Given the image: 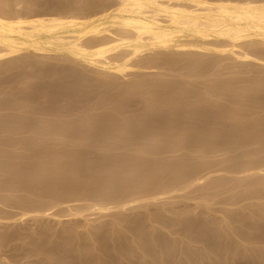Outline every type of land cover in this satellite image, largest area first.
I'll list each match as a JSON object with an SVG mask.
<instances>
[{
  "label": "bare ground",
  "instance_id": "obj_1",
  "mask_svg": "<svg viewBox=\"0 0 264 264\" xmlns=\"http://www.w3.org/2000/svg\"><path fill=\"white\" fill-rule=\"evenodd\" d=\"M79 1L81 4L77 5ZM59 2L62 1L52 5L53 11L51 8L49 13H41L35 12V8L46 5L48 0H0V74L8 73L0 78V94H4L0 98V110L18 111L6 119L0 117V224L5 228L4 221L7 227L19 221L13 225L21 227L24 221L38 222L42 216L58 218L61 213L50 211L61 204H66L71 216L82 217L87 210L108 216L109 211L118 212H112L116 216L109 226L103 225L102 235L92 232L101 225L89 226L86 239L92 242L90 246L84 243L76 225L53 234L49 225L43 227L42 223L41 227L35 226L36 237L31 236L33 231L20 232L21 235L17 229V234L16 230L13 233L6 230L0 246L9 245L7 250H12L17 246L13 241L29 237L32 248L27 257H34H30L32 264H113L136 249L141 250V264H167L174 260V251L170 253L175 243L155 224L187 238L188 232L196 228L206 232L207 227L206 230L204 225L180 228L178 224L189 220L188 216L181 222L169 219L165 212L169 213L171 208L151 211L150 205L158 204L169 193L182 191L183 194V190L189 191L194 185V188L199 185L197 191H215L233 180L226 182L231 177L229 174H244L246 178L240 176L244 180L254 175L252 184H264L261 179L264 158L260 155L264 153V117L260 118L264 112V0H67L58 6ZM20 3L26 11L16 9ZM48 59L61 65L49 63ZM228 59L232 62H226ZM246 65H258L260 76L249 82L245 80L246 86L235 88V93L229 90L231 81L225 84L226 79L224 84L230 93L227 87H222V80L221 84L209 83L212 76H220L225 69L239 73L244 66L250 71ZM192 76L205 80L199 91L185 88ZM31 79L42 82L51 79L53 84L45 87L36 81L40 84L17 85H25ZM51 91L52 97L60 95L70 100L69 104L81 97L80 101L93 105L94 110L107 105L115 113L60 121V117L53 121V115L54 119L50 120L49 108L32 107L30 103H37L40 96ZM92 93L97 97L90 104ZM220 94L223 103L218 101ZM46 100L49 101L47 97ZM224 101L231 105L225 106ZM133 102L142 105L138 114L130 112L135 109ZM237 103L241 106L251 103L249 111L244 106L245 109H236ZM252 104L260 107L258 110L262 108L261 113L255 106L251 108ZM129 106L133 110H127ZM253 111L258 112L256 119ZM220 144L224 145L223 149L246 146L249 151L252 147L243 156L260 155L259 160L242 159L244 163L239 160L233 166L217 168L221 165L217 159L220 164L217 162L215 168L216 162L212 165L202 158L209 153L211 156ZM254 144L261 146L255 149ZM179 151L183 155L187 152L186 156L197 152L201 160L198 161L200 156L193 162L161 159ZM210 173L218 174V178L208 180L214 176ZM225 174L229 176L223 180ZM252 184L245 185L258 188ZM259 188L263 190L264 186ZM200 196L204 198L203 194ZM82 201L87 202L85 206H74ZM132 207L148 211L140 216L137 212L134 217L121 214ZM117 225L122 230L115 229ZM148 225L150 230H146ZM257 234L248 239L262 242L263 234ZM86 248L95 250L96 254L85 255L82 251ZM2 249L0 255L7 252ZM5 254L0 262L9 257Z\"/></svg>",
  "mask_w": 264,
  "mask_h": 264
},
{
  "label": "rangeland",
  "instance_id": "obj_2",
  "mask_svg": "<svg viewBox=\"0 0 264 264\" xmlns=\"http://www.w3.org/2000/svg\"><path fill=\"white\" fill-rule=\"evenodd\" d=\"M56 1V2H55ZM57 1H62V2H59L58 3V6H60L59 4H61V3H63V2H66V1H64V0H48V3H46V5H43V6H41L40 5V7L38 6V7H36L35 8V12H41V13H49L50 11H51V8L53 7L52 5H54V6H56L57 4ZM75 2H77V0H74ZM82 1V0H81ZM54 2V3H53ZM78 4L77 5H79V4H81L80 3V1L79 2H77ZM50 4H51V6H50ZM47 5H49L50 6V9H49V6L48 7H46ZM76 5V7H79V6H77ZM23 5H22V3H20L19 5H18V7L16 8L17 10H19V11H21V12H23V11H26L23 7H22ZM46 7V8H45ZM82 8H84V7H82ZM66 10V9H65ZM69 10H71V9H69ZM52 11H53V8H52ZM49 60V59H48ZM47 60V61H48ZM50 61H51V63H52V61H53V64L54 63H56L57 65H61V62H56V61H54V60H49L48 62L50 63ZM226 62H232V61H230L229 59L228 60H226ZM62 64H64V63H62ZM256 65V64H255ZM259 65V64H258ZM248 66V65H246V66H248V67H246V69L248 68V69H250V73L247 71V70H245V68H244V66H243V68H242V66H241V68H240V70L241 71H243V70H245V71H247V74L245 73V71L244 72H241L239 69V73L237 72V71H235L234 69H233V71H235V72H230V71H228L227 69H225L222 73L223 74H221L220 76L218 75V76H212V78H211V80H209V83H219V84H221L220 82H222L223 81V86L222 87H224L225 86V84H228V82L229 81H231V82H229V83H231V84H229V86H230V89L228 88V85H226L225 87H227V88H225V89H227L226 91H227V93H230V91H228V89L229 90H231V92H233V93H235L237 90H240L241 88H243V86H246L245 84L247 83V81H245V80H248V82L249 81H251V80H253L254 78L253 77H255V78H259V76H258V74H257V72H259L260 71V67L259 66ZM261 66V65H260ZM262 68V67H261ZM259 71H258V70ZM237 70V69H236ZM188 71V70H187ZM225 72V73H224ZM229 74H228V73ZM240 72L242 73V74H240ZM256 73V74H255ZM6 74H8L7 72H6ZM5 73L3 74H0V78H2V77H4L5 75H6ZM225 74V75H224ZM240 75V76H239ZM235 76V77H234ZM257 76V77H256ZM222 77V78H221ZM226 77V78H225ZM196 78V77H195ZM195 78H193V76H192V80L191 79H188V80H190L189 82H190V84H192V85H190L189 83H186L188 86H185V88H187V89H189V88H192V89H197V90H195V91H199L198 90V88H201L202 87V84L203 83H205L204 81V79H202V78H196V80H194ZM216 78V79H215ZM224 78V79H223ZM228 78V79H227ZM251 78V79H250ZM253 78V79H252ZM174 79H176V77L174 78ZM219 79V80H218ZM226 79V81L225 82H227V83H225L224 82V80ZM232 79V80H231ZM240 79V80H239ZM37 82H40L43 86H45V87H49L50 85L52 86V84H53V81H51V79H47V80H43V82H42V80L41 81H39L38 79H35ZM49 80V82H47ZM176 80H178V79H176ZM203 80V81H202ZM213 80V81H212ZM215 80V81H214ZM222 80V81H221ZM228 80V81H227ZM238 80V81H237ZM245 81V83H244V81ZM36 81H34V79H31L30 81H26L25 82V85H24V83L22 84V83H20V84H17V85H19V87H21L22 85L23 86H26V84H27V86L28 85H30V84H32L33 83V85H39L38 83H36ZM45 81V82H44ZM197 81V82H196ZM35 82V83H34ZM55 82V81H54ZM195 82V83H194ZM237 82V83H236ZM206 83H208V82H206ZM225 83V84H224ZM240 83V84H239ZM194 84V85H193ZM196 84H198V85H196ZM233 84H234V86H233ZM236 84V85H235ZM200 85V86H199ZM191 86V87H190ZM194 86H196V88L194 87ZM222 87H220V88H222ZM93 88H95V87H92V89ZM224 88H223V90H224ZM237 90H236V89ZM91 89V90H92ZM93 90H95V89H93ZM220 90V89H219ZM223 90H220L221 91V93H223L224 91ZM234 90V91H233ZM226 91L224 92V93H226ZM224 93H223V95H224ZM226 93V94H227ZM52 94H53V92L51 91L50 92V94L48 93V94H44V96H40L38 99H37V103H35V102H32V103H30L31 104V106L32 107H35L36 105L39 107H41V108H44V110L45 109H47V108H49V110H50V114L47 116V117H50V120H52V119H54L53 121H56V120H58V118H59V121L60 120H63V118H64V120H70V119H72V120H75V119H77V117L78 118H80V116L81 117H84V116H89L90 117V115H91V117L93 116V114L94 115H102V114H107V113H115V112H113L112 110H111V108H109L107 105L106 106H102L101 107V109H100V107H98L99 109H96V110H94L95 109V107H93V105H89L87 102L86 103H84L83 101H80L81 100V97H79V98H75L74 99V101L72 102V104H69L70 103V100H68V99H66V98H61V96L59 97V96H53L52 97ZM93 94V93H92ZM96 93H94L93 94V96H91L92 98V100H91V103L90 104H92L96 99H95V97H97V94L95 95ZM4 94H0V98L2 99L4 96H3ZM51 95V96H50ZM222 94H220V96H218L219 98H218V101H220L221 102V100H222V103H223V99H224V97H222L221 96ZM235 96V95H234ZM46 97L49 99V101L48 100H46ZM49 97H52V103L50 102V98ZM220 97L221 98H223V99H220ZM231 97H232V95H231ZM236 97V99H239L237 96H235ZM57 98V99H56ZM93 98L95 99V100H93ZM232 98H234V97H232ZM39 99H40V101H39ZM56 100V101H55ZM76 100V101H75ZM39 101V102H38ZM59 101V102H58ZM61 101V102H60ZM78 102V103H77ZM83 104H82V103ZM226 101H224V103H225ZM49 103H51V104H49ZM54 103V104H53ZM134 103V102H133ZM33 104V105H32ZM39 104V105H38ZM251 104V103H250ZM250 104H247L246 106H244V105H242L241 106V104L239 105V103H237V104H235L234 105V107L236 108V109H240V108H243V109H245L244 107H246V109L245 110H247L248 109V105H250ZM81 105V106H80ZM135 105V106H134ZM134 105L132 106V108L134 109H132L130 106V108L129 109H127V110H133V112L132 111H130L131 112V114H138L139 112H140V109L141 108H139V107H141L142 105H141V103H139V104H135L134 103ZM141 105V106H140ZM225 105V104H224ZM229 105H231L230 103H228L227 104V102H226V105L225 106H229ZM36 106V107H37ZM68 106V107H67ZM244 106V107H243ZM255 106V105H254ZM253 106V104H252V107L251 108H253L254 107ZM27 107V106H26ZM47 107V108H46ZM62 107V108H61ZM90 107V108H89ZM104 107V108H103ZM108 107V109H105V108H107ZM139 109H138V108ZM256 107V108H255ZM254 108L257 110V111H260L261 109H259L258 110V108H260V107H258L257 108V106H255ZM54 108V109H53ZM67 108H69L70 109V111H67ZM85 110H87V111H84V109ZM97 108V107H96ZM90 109H92V110H90ZM250 109V108H249ZM3 110V109H2ZM90 110V111H89ZM253 110V109H252ZM5 110H3V111H1L0 110V113H2V114H0V117H2V115H3V117H2V119H6V118H8L11 114H16V111L15 110H6L5 112H4ZM14 111H15V113H14ZM67 111V112H66ZM83 111V112H82ZM89 111V112H88ZM247 111H249V110H247ZM250 111H251V109H250ZM12 112V113H11ZM70 113V115H67V114H69ZM72 112H73V114H72ZM104 112V113H103ZM107 112V113H106ZM130 112H128V114H130ZM17 113H18V111H17ZM51 113H53L52 114V116H50L51 115ZM247 113V112H246ZM251 113H252V111L249 113L250 114V116H251ZM260 113H261V111H260ZM6 116H5V115ZM58 114V115H57ZM8 115V116H7ZM53 115H54V118H53ZM60 115V116H59ZM98 115L97 116H95L94 118H99L98 117ZM100 115V116H101ZM255 115H258V112H256L255 113V111H253V116H255ZM261 116H262V118L264 117V112H263V115L262 114H260V118H261ZM6 117V118H5ZM62 117V118H61ZM258 117H259V115H258ZM52 118V119H51ZM252 118V117H251ZM257 118V116H255V119ZM1 119V118H0ZM48 119V118H47ZM253 119H254V117H253ZM255 145H257V144H254V145H252V146H254L253 148H255V149H257L259 146H261V144L259 145H257V146H255ZM221 146H224V145H222V144H220V146H217V148L215 149V151H217V153H215V151H214V155L211 153V156H209L210 155V153L208 154V157H207V155H205L206 156V158H202V159H204L205 160V162H207V163H209L210 164V161H211V164L213 165L215 162V164H217V165H213V166H215V168L220 164L219 162H221V165H219V167H217V168H226V166H228V165H232V164H236V163H240L239 162V160L241 161L242 159H245V161L244 162H246V161H248V160H250V159H255V160H259V157H257V156H260L261 155V157L262 158H264L263 156H264V153H262V154H260V155H257V156H254L255 158H253V157H249V156H247L246 157V155L245 156H243V154L244 153H246V146H244L243 148H242V146L240 147V146H238L239 148H240V150H241V148H242V150L240 151L239 150V148H237V147H234V148H237L238 149V151H237V149H235L234 150V148L231 146V149L229 148V147H225V149H223ZM221 149V150H219V148ZM248 147H251V146H248ZM226 148H228V150H229V153L227 152L228 150L226 149ZM232 148H233V150H232ZM243 149H245V150H243ZM251 150H253L252 149V147L250 148V150L249 151H251ZM121 151V150H120ZM120 151H118V152H120ZM220 151V152H219ZM224 151V152H223ZM230 151H232V152H230ZM234 151V152H233ZM244 151V152H243ZM248 150H247V152H249ZM255 151H257V150H255ZM121 152H125V150H123V151H121ZM127 152V151H126ZM226 152V153H225ZM242 152V153H241ZM127 153H131V151H128ZM177 153H180V154H182V156H181V158H180V154H178V156H177ZM175 152V153H173V154H175V155H173L172 153H170V155L169 154H167V155H164L165 157H161V159H163V160H167V161H176V160H182V159H190L189 161H191V162H193V161H197V159H198V156H200L199 157V160L198 161H200L201 159V155H199V154H194V152H193V154H189L188 156H186L187 154V152H185V155H183V151L181 152V151H179V152ZM169 155V156H168ZM172 155V156H171ZM195 156L194 158H193V156ZM197 155V156H196ZM213 155V156H212ZM242 155V156H241ZM168 156V157H167ZM186 156V157H185ZM174 157H175V159H174ZM178 157V158H177ZM190 157V158H189ZM197 157V158H196ZM202 157H204V156H202ZM243 157V158H242ZM192 158V159H191ZM208 158V159H207ZM230 158V159H229ZM250 158V159H249ZM262 158H260L261 160H262ZM210 159V160H209ZM219 160V162H218V160ZM247 159V160H246ZM235 160V161H234ZM237 161V162H236ZM219 164H218V163ZM224 162V163H223ZM243 162V160H242V163H244ZM227 163V164H226ZM224 164H225V166H224ZM220 166H222V167H220ZM229 166V167H230ZM233 166V165H232ZM213 169H214V167H212ZM263 168H264V166H263ZM213 169H211V171L213 170ZM216 170V169H215ZM211 175H214V176H212L211 177V179H208V180H212L213 179V177H214V179H216V178H218V177H216V175H218V174H214V173H210ZM257 174H261V172H258ZM257 174H255V177H257L258 178V176H259V178H260V175H257ZM263 174V173H262ZM261 174V176H262V178L261 179H263L264 180V176ZM225 175H227V174H225ZM224 175V176H225ZM231 176V177H229V178H227L228 176ZM229 175H227L226 177H224L223 176V178H225V179H223V180H226V178H227V180H226V182H228L229 183V179H230V181H231V179H233L229 184H226V182L225 183H223L222 185H224V184H226V185H224L223 187L221 186V188L220 187H218V188H216L215 189V191H213V189L211 190V189H206V190H202L201 189V191H197L198 190V186L196 185V187L194 188V186H191L192 188L191 189H189V191L187 190V189H185V190H183V194H182V191H181V193H180V191H177V192H175L176 194H174L173 192V194L172 193H169V194H167L166 195V197L165 198H162V200L160 199V201H157V203L158 204H154V205H150L149 206V208L151 209V211H153V210H156L157 208V210H161V211H164V209L165 208H168L169 207V209L171 208V210L169 211V213L168 212H165V216L167 217V218H169V219H179L180 220V222L182 221V218H186V216H188V218H190L189 220L187 219V220H183L180 224H178L179 226L178 227H180V228H182V227H189V228H194V227H196V226H199V227H201V226H203L204 225V229L206 230V227H207V230H206V232H204L203 230H200V229H198V228H196L197 230H192L190 233L188 232V238L187 237H182V235L180 236V234L178 235V233H175V232H173V233H170V232H167L168 230L166 229L165 230V228H162L161 226H159L158 224H155V226H154V224H153V226L154 227H156L158 230L160 229V232H162V233H164V235L166 236V237H168L170 240H173L174 241V243H175V247L173 248V250H171V252L172 253H170V255H172L173 254V251H174V254L171 256L172 258H174V260H171V258L169 259V260H171V261H169L167 264H179L180 263V261H181V263L183 264H264V232L263 233H261V232H259V231H264V198H262L261 199V197H264V188H263V190H261L259 187H261L262 188V186H264V184H262L261 186L260 185H257V184H255V183H253L252 184V180H254V179H252L253 177L252 176H254V175H252L251 177H249V179L251 178V182H250V180L248 181L247 179H240V176L242 175V174H240V175H238V174H229ZM238 176L237 178L236 177H234V178H236V180H234V178H233V176ZM257 175V176H256ZM243 176V178L246 176H244V174L242 175ZM216 177V178H215ZM242 178V177H241ZM246 178V177H245ZM207 180V181H208ZM243 180V181H242ZM206 181V182H207ZM236 181V182H235ZM241 183H240V182ZM243 182H244V184H243ZM251 183L252 185H257L258 186V188L256 187V189H255V186L253 187L252 186V188H251V185H250V187H246L247 185H245L246 183L248 184V186H249V183ZM236 183H238V184H236ZM234 184V185H233ZM243 186H245V187H243ZM197 188V190H195ZM229 188V189H228ZM237 188H239V189H237ZM250 189V191L249 190H247V189ZM193 189H194V191H193ZM219 189V190H218ZM221 189H222V191H221ZM228 189V190H227ZM242 189H243V191H242ZM244 189H245V191H244ZM200 190V189H199ZM224 190V191H223ZM226 190V191H225ZM231 190V191H230ZM236 190V191H235ZM255 190V191H254ZM259 190H261V191H259ZM187 191V192H186ZM209 191V192H208ZM240 191V192H239ZM179 192V193H178ZM198 192V193H197ZM204 192H205V194H204ZM207 192V193H206ZM220 192V193H219ZM241 192H243V193H241ZM253 193V196L251 195V194ZM257 193V194H256ZM258 193L259 194H261V195H259V196H261V197H259V196H257L256 197V195H258ZM200 194L202 195H204V198L202 197V196H200ZM206 194H208V195H206ZM235 194V195H234ZM190 195V196H189ZM196 195V196H195ZM206 195V196H205ZM263 195V196H262ZM183 196V197H182ZM208 196V197H207ZM176 197V198H175ZM191 197V198H190ZM194 197V198H193ZM208 199H207V198ZM232 197V198H231ZM234 197V198H233ZM171 198V199H170ZM197 198V199H196ZM203 198V199H202ZM230 198V199H229ZM205 199V200H204ZM233 199H236V200H233ZM168 200V201H167ZM207 200V201H206ZM230 200V201H229ZM232 200V201H231ZM171 201V202H170ZM201 201H203L202 203H201ZM226 201V202H225ZM228 201V202H227ZM237 201V202H236ZM160 202V203H159ZM179 202V204H177ZM207 202V203H206ZM229 202H231V203H229ZM87 202H83L82 201V203L81 202H75L74 203V206H79V207H81V206H85V204H86ZM161 203H162V205H161ZM174 203V204H173ZM181 203V204H180ZM197 203V204H196ZM249 203V204H248ZM78 204V205H77ZM165 204H166V206H165ZM167 204H169V205H167ZM172 204V205H171ZM184 204H185V206H184ZM199 204V205H198ZM234 204V205H233ZM159 205V206H158ZM176 205V206H175ZM230 205V206H229ZM165 206V207H164ZM173 206V207H172ZM183 208H182V207ZM207 206V207H206ZM249 206V207H248ZM162 207V208H161ZM176 207V208H175ZM208 207H209V210H208ZM243 207V208H242ZM0 208H1V205H0ZM3 208V207H2ZM62 208V209H61ZM225 208V209H224ZM261 208V209H260ZM226 209H227V211H226ZM249 209V210H248ZM61 210H62V212H61ZM175 210V211H174ZM243 210V211H242ZM145 211V212H144ZM146 211H148V210H144L143 208H136V207H132V210L131 209H128V210H126V211H123V212H121V214L122 215H126V216H128V217H134V216H137V212H138V216H140V215H143L144 213H146ZM238 211V212H237ZM251 211V212H250ZM50 212H54V213H56V215L58 214H60L59 215V217L57 218H55L54 216H50V217H44V216H42V217H40V219L42 220H40V221H38V222H32L31 220H27V221H24L23 223H21L20 225H21V227L22 226H26L25 227V229H24V227L23 228H21L20 226H14L16 223H18L19 221H17L16 223H12L11 224V227H10V225H8V227H7V225H6V221H4V225H5V228H4V226H3V224H0V239H2V237H5L4 235L7 233L6 232V230L7 231H14V230H18V233H29L30 231H33V232H30V234H31V236H32V234H34L33 236L34 237H36L35 235H37L36 233H34V229L38 226V225H40L41 223H42V226L44 227V226H48L49 225V227H50V229H51V232L54 234V232L55 233H58V231L59 232H61L62 230L61 229H63V227H66V226H69V225H72V226H75L77 229V232L79 233V235L81 236V238H83V241H84V243L88 246H90V244L92 243L89 239H86V237H89V229H90V227H97V225L98 226H102V228H97V229H92V232H94L95 233V235H102L103 233H104V229H103V227L104 226H109V224H111L112 222H113V218H115V216H116V214H113V213H115V212H118V211H109L110 213H108V214H110L109 216L108 215H104L103 213H99V212H94V213H92V211H85V212H83V215L84 216H79V215H68V211H67V208H66V204H61V205H59L58 207L56 206V207H54L53 209H51V211ZM87 212V213H86ZM113 212V213H112ZM127 212V213H126ZM143 212V213H142ZM172 212V213H171ZM175 212V213H174ZM182 212H185L184 214H181ZM253 212V213H252ZM67 215H66V214ZM85 213V214H84ZM130 213V214H129ZM142 213V214H141ZM168 213V214H167ZM171 213V214H170ZM173 213H174V215H173ZM63 214H64V216H63ZM232 214V215H231ZM237 214V215H236ZM62 215V216H61ZM227 215V216H226ZM235 215V216H234ZM252 215V216H251ZM191 216V217H190ZM232 216V217H231ZM224 219H223V218ZM236 217V218H235ZM240 217V218H239ZM112 218V219H111ZM225 218L227 219V220H225ZM230 218V219H229ZM233 218V219H232ZM235 218V219H234ZM85 219V220H84ZM98 219V220H97ZM231 220V221H229V220ZM252 219V220H251ZM87 223H86V222ZM90 221V222H89ZM226 221V222H225ZM229 221V222H228ZM235 221V222H234ZM7 222H11V221H7ZM60 222V223H59ZM62 222V223H61ZM188 222V223H187ZM206 222V223H205ZM219 222V223H218ZM224 222V223H223ZM232 224H231V223ZM243 222V223H242ZM37 223V224H36ZM44 223V224H43ZM47 223V224H46ZM226 223H227V225H226ZM229 223V224H228ZM235 223V224H234ZM14 224V225H13ZM206 224V225H205ZM234 224V225H233ZM12 225L14 226V227H12ZM92 225V226H91ZM104 225V226H103ZM158 225V226H157ZM216 225V226H215ZM245 225V226H244ZM36 226V227H35ZM90 226V227H89ZM218 226V227H217ZM7 227V228H6ZM20 227V228H19ZM39 227V226H38ZM40 227H41V225H40ZM79 227V228H78ZM119 227V228H118ZM151 225H148L147 226V228H146V230H150L151 228ZM236 227V229H234ZM2 228H4V229H2ZM27 228H29V229H27ZM32 228H33V230H32ZM218 228V229H217ZM260 228V229H259ZM2 229V230H1ZM20 229H21V231H20ZM27 229V230H26ZM115 229H121L122 230V227L120 226V225H117V226H115ZM221 231H220V230ZM246 229V230H245ZM263 229V230H262ZM3 230H5L4 232L5 233H3V235H1V233L3 232ZM17 230L15 231L16 232V234H17ZM25 230H26V232H25ZM91 230V229H90ZM163 230V231H162ZM165 230V231H164ZM219 230V231H218ZM13 231H12V233H13ZM24 231V232H23ZM28 231V232H27ZM57 231V232H56ZM202 231V232H201ZM240 231V232H239ZM14 232V233H15ZM201 232V233H200ZM234 234H233V233ZM20 233V234H21ZM88 233V234H87ZM107 232H105V234H106ZM203 233V234H202ZM241 233V234H240ZM245 233V234H244ZM257 233H259V234H263V240H262V242H261V240H259V242H258V239L256 240H254L253 242H251L249 239L250 238H253V237H255L256 236V234ZM169 234V235H168ZM172 234V235H171ZM189 234H191V235H189ZM207 234V236H205ZM22 235V234H21ZM203 235V236H202ZM233 235V236H232ZM245 235H248L246 238H244L245 237ZM258 235V234H257ZM32 236V237H33ZM84 236V237H83ZM173 236V237H172ZM205 236V237H204ZM236 236V237H235ZM180 237V238H179ZM202 239L201 240V242H200V238ZM238 237V238H237ZM192 238V239H191ZM205 238H207V239H205ZM243 238V239H242ZM249 238V239H248ZM175 239V240H174ZM180 239H182V240H180ZM205 239V240H204ZM245 239V240H244ZM20 240V241H19ZM80 240H82V239H80ZM191 240V241H190ZM28 241V242H27ZM60 240H58V242H59ZM177 241V242H176ZM207 241V242H206ZM25 242H27L26 244H28L29 242H30V239H29V237H22V240L21 239H16L15 241H13V243L14 244H16L17 246L16 247H13L12 248V250L10 251V250H7V249H9L10 247H8L7 248V246H9V245H7V246H0V249H2V248H5L6 249V251L7 252H4V253H2L1 255H0V257H3L4 258V256H6V254L5 253H8V255H7V259H12V260H8V261H14V262H12V264L14 263H17L18 262V264H27V262L29 263V264H32V262H31V260L34 258L33 256L30 258L29 257V259H28V257H27V254H28V250L29 249H31L32 248V246H31V244H28V245H24V243ZM182 242V243H181ZM187 242V243H186ZM19 243H20V245H19ZM176 243H178L177 245H176ZM180 243H181V245H180ZM194 243V244H193ZM199 243V244H198ZM253 243V244H252ZM22 244V245H21ZM184 244V245H183ZM189 244H190V246H189ZM202 244V245H201ZM208 244V245H207ZM248 244V245H247ZM12 245V244H11ZM18 245L20 246L19 248H18ZM237 245V246H236ZM27 246V247H26ZM30 246V247H29ZM180 246V247H179ZM22 247H24V248H22ZM26 247V248H25ZM177 247V248H176ZM179 247V248H178ZM228 247V248H227ZM227 248V249H226ZM16 249V250H15ZM27 249V250H26ZM88 248H86V249H84L82 252L83 253H85V255L87 254L88 256H93V255H95L96 254V251L95 250H93V249H91V250H87ZM180 249V250H179ZM2 250H4V249H2ZM22 250V251H21ZM178 250H179V253H177L178 252ZM183 250V251H182ZM232 250V251H231ZM9 251V252H8ZM18 251V252H17ZM19 251H21V252H19ZM134 250H132L131 252H129L128 254H126L127 256H126V258H121L119 261V263H113V264H141V255H140V253H141V250H139V249H136L134 252H133ZM137 251V252H136ZM253 251V252H252ZM12 254H11V253ZM16 252V253H15ZM26 252V253H25ZM139 253V254H138ZM180 253H182V256L180 255ZM220 253V254H219ZM9 254H11V256L9 255ZM15 254V255H14ZM19 254V255H18ZM24 255V254H26L24 257L22 256L21 257V255ZM169 254V253H168ZM178 254V255H177ZM250 254V255H249ZM177 255V256H176ZM184 255V256H183ZM193 255V256H192ZM175 256H176V258H175ZM207 256V257H206ZM16 257H17V259L20 257V260H17L16 261ZM133 257V258H132ZM3 258H0V260L1 259H3ZM23 258V259H22ZM24 258H26L25 260H24ZM177 258H179V259H177ZM7 259L6 260H3V261H1L0 263L2 264L3 262H4V264H6L8 261H7ZM14 259V260H13ZM36 259V258H35ZM124 259V260H123ZM139 259V260H138ZM108 261H109V258L107 259ZM178 260V261H177ZM6 261V262H5ZM176 261V262H175ZM183 261V262H182ZM11 262H9L10 264H11ZM20 262V263H19ZM23 262V263H22ZM109 262H112L111 260L109 261ZM177 262H179V263H177ZM187 262H189V263H187ZM9 263H7V264H9ZM180 263V264H181ZM95 264H97V263H95Z\"/></svg>",
  "mask_w": 264,
  "mask_h": 264
}]
</instances>
